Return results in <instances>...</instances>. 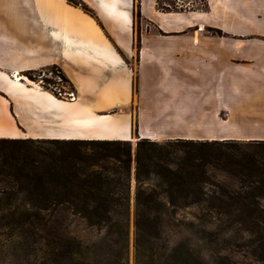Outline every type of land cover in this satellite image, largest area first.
Listing matches in <instances>:
<instances>
[{"label": "crops", "instance_id": "obj_1", "mask_svg": "<svg viewBox=\"0 0 264 264\" xmlns=\"http://www.w3.org/2000/svg\"><path fill=\"white\" fill-rule=\"evenodd\" d=\"M77 1L92 16L67 0H0V139L264 141V19L254 28L251 17L264 15V0L189 11L160 10L163 0ZM48 68L73 101L23 82ZM145 102H155L149 121Z\"/></svg>", "mask_w": 264, "mask_h": 264}, {"label": "trees", "instance_id": "obj_2", "mask_svg": "<svg viewBox=\"0 0 264 264\" xmlns=\"http://www.w3.org/2000/svg\"><path fill=\"white\" fill-rule=\"evenodd\" d=\"M67 2L92 16L77 0ZM133 16L140 17L137 3ZM133 162L137 230H241L249 255L264 264V141L140 139L133 154L128 141L0 139V221L23 228L76 218L96 228L123 224ZM64 245L74 243L56 247ZM179 246L192 254L188 242Z\"/></svg>", "mask_w": 264, "mask_h": 264}, {"label": "rangeland", "instance_id": "obj_3", "mask_svg": "<svg viewBox=\"0 0 264 264\" xmlns=\"http://www.w3.org/2000/svg\"><path fill=\"white\" fill-rule=\"evenodd\" d=\"M157 7L163 11H189L206 10L208 4L205 0L195 2L163 0L157 4ZM28 9L30 11V6ZM258 11L260 9H254L251 15L254 28L261 27L262 19H264V15L257 13ZM239 24L234 20L231 22V28ZM239 26L246 28L241 24ZM139 31V19L134 17L136 47L139 42ZM206 32L221 35L219 31L208 28ZM134 65L135 61L131 63L133 68ZM33 78H35L34 81L27 80L38 84L41 89L58 99L66 101L68 99L64 94L73 92L57 68L35 72ZM94 79L92 76V80ZM88 81L91 82L90 78ZM135 82L134 78V86ZM113 97L112 95L109 98L113 99ZM118 101L122 102L117 96V99L107 101V104L112 105ZM153 103L155 102H145L148 121L151 120L154 112L151 109ZM118 107H113V110L117 111ZM120 109L125 112L127 106L122 103ZM185 135L210 138L214 134L185 133ZM163 137L162 135L154 142L168 141ZM130 144L134 154L136 141H131ZM217 180L230 186L229 180L223 177L219 176ZM135 192L133 162L129 178L127 217L123 224L96 228L76 218L62 227L23 228L0 221V264H258L249 255L248 239L241 230L223 227L202 230L177 224L150 226L137 230L134 225ZM70 241L74 243V246L64 245L60 249L56 247L58 242L65 244ZM185 241L193 251L190 256H187L179 246Z\"/></svg>", "mask_w": 264, "mask_h": 264}, {"label": "bare ground", "instance_id": "obj_4", "mask_svg": "<svg viewBox=\"0 0 264 264\" xmlns=\"http://www.w3.org/2000/svg\"><path fill=\"white\" fill-rule=\"evenodd\" d=\"M13 80H14L15 82H19L20 79H19L18 76L14 75V76H13ZM21 80H22V79H21ZM23 82L26 83V84H28V85H30V86H32L33 88H36V89L38 88V87L36 86V84L31 83L30 81H28V80L25 79V78L23 79ZM37 90H38V89H37Z\"/></svg>", "mask_w": 264, "mask_h": 264}, {"label": "built area", "instance_id": "obj_5", "mask_svg": "<svg viewBox=\"0 0 264 264\" xmlns=\"http://www.w3.org/2000/svg\"><path fill=\"white\" fill-rule=\"evenodd\" d=\"M64 95L67 96V99H68L69 101H73V100H74V96H73V92H72V91H70V92H68V93H66V94H64ZM59 96H61V95L59 94Z\"/></svg>", "mask_w": 264, "mask_h": 264}]
</instances>
